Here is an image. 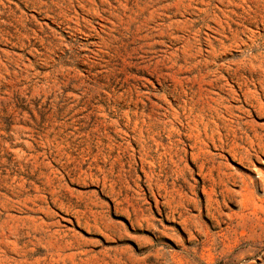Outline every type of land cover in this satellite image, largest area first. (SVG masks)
Masks as SVG:
<instances>
[{
	"label": "rangeland",
	"instance_id": "rangeland-1",
	"mask_svg": "<svg viewBox=\"0 0 264 264\" xmlns=\"http://www.w3.org/2000/svg\"><path fill=\"white\" fill-rule=\"evenodd\" d=\"M0 264H264V0H0Z\"/></svg>",
	"mask_w": 264,
	"mask_h": 264
}]
</instances>
